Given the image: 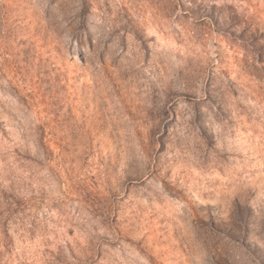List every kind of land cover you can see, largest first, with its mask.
Instances as JSON below:
<instances>
[{"label":"rangeland","instance_id":"rangeland-1","mask_svg":"<svg viewBox=\"0 0 264 264\" xmlns=\"http://www.w3.org/2000/svg\"><path fill=\"white\" fill-rule=\"evenodd\" d=\"M0 264H264V0H0Z\"/></svg>","mask_w":264,"mask_h":264}]
</instances>
